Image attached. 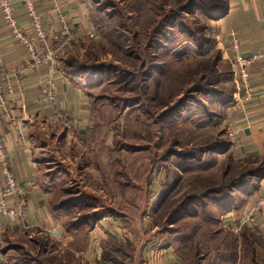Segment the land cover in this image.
<instances>
[{"label":"rangeland","instance_id":"rangeland-1","mask_svg":"<svg viewBox=\"0 0 264 264\" xmlns=\"http://www.w3.org/2000/svg\"><path fill=\"white\" fill-rule=\"evenodd\" d=\"M189 1L92 0L88 29L77 28L84 36L60 55L79 72L91 119L85 137L53 130V198L67 203L69 222L95 223L109 214L104 227L110 244L127 252L118 253L126 264L142 246L145 257L163 264L164 247L181 236L183 262L207 255L225 264H264V205L252 211L263 193L238 192L234 209H218L217 200L255 159L228 150L223 103L238 83L204 11L212 1L185 8ZM263 177L250 179L251 194L264 192ZM179 202L188 211L174 215ZM6 238L0 250H11L14 264H67L61 236Z\"/></svg>","mask_w":264,"mask_h":264},{"label":"crops","instance_id":"crops-1","mask_svg":"<svg viewBox=\"0 0 264 264\" xmlns=\"http://www.w3.org/2000/svg\"><path fill=\"white\" fill-rule=\"evenodd\" d=\"M11 2L15 7L16 19L25 33L32 35L33 23L24 1ZM35 2L47 35V47L41 46V49L44 52L48 49L57 52L54 60L44 65H29L27 47L15 37L11 27L0 16V71L7 73L12 85L9 96L5 80L3 82L8 112L0 113V138L6 145L17 180L26 187L23 195L13 199V203L17 205L23 204L24 219L1 218L0 243L6 241L8 235L14 238L17 234L31 235L34 232H46L47 237L54 242L58 235L51 233L50 229L56 228L61 236L63 263L120 264L113 258L104 256L112 234L104 227L107 223H103V220H109L111 216L108 214L95 223L69 222L68 216H63L69 212L64 208L67 203L54 201L53 198L54 184L49 170L54 167H47L52 162L48 154L53 152L50 144L56 135L53 131L55 128L58 131L62 128L66 138L71 134H79L81 137L87 134L92 100L81 87L80 76L76 77L79 72L72 70L69 64H64L63 56L60 55L65 53L71 42L84 36L83 30L77 32V28L82 25L85 30L88 29V23L92 21L93 3L92 0ZM226 3V11L217 19H212L210 24L217 31V44L221 46L222 57L229 62L232 72L231 33H236L246 55H261L249 69L254 87L252 99L242 100V93L236 88L233 97H227L223 103L226 114L224 122L231 137L228 150L242 156L264 159V0H226ZM61 15H66L69 19V31L63 29ZM50 78L56 82L53 101L40 97L39 92ZM233 78L237 84L235 74ZM0 181H4L1 169ZM262 193L263 188L260 187L249 198H257ZM89 197L94 199L93 194L87 198ZM185 240L181 236L179 241H173L164 247L165 254L161 255L165 256L163 264L188 263L183 262L181 247L176 243H185ZM143 247L134 253L135 260H132V264H155L156 261L153 263L148 256L145 257L146 248ZM6 251H2L5 259L14 264L15 258L11 255V250ZM213 258L206 255L205 262L226 263L224 257H218L216 261Z\"/></svg>","mask_w":264,"mask_h":264},{"label":"built area","instance_id":"built-area-1","mask_svg":"<svg viewBox=\"0 0 264 264\" xmlns=\"http://www.w3.org/2000/svg\"><path fill=\"white\" fill-rule=\"evenodd\" d=\"M29 17L33 23V34L27 35L25 29L18 22L15 16V7L11 0H0V16L11 27L15 37L19 39L28 49L29 65L41 66L54 60L56 50L48 49L44 52L41 46L47 45V35L43 27L42 17L38 11L35 0H23ZM62 27L65 31H69L71 23L66 15H61ZM47 47V46H46ZM231 61L233 71L238 81L237 88L242 93V100H251L254 94V87L251 84L250 66L258 60L261 55H246L241 46V42L236 33H231ZM8 88L9 96L12 92V85L5 71H0V113L8 112L7 97L4 95V85ZM56 82L53 78L48 81L40 89V97L53 101L56 96ZM0 169L4 176V181H0V219L1 218H17L24 219L23 204L13 203V199L25 193L26 187L20 183L12 169L8 158L7 148L3 140L0 138ZM264 184V177L261 181ZM264 205V192L259 204L254 206L252 211L260 209ZM254 222V219H252ZM50 232L60 236L58 229L52 228ZM0 264H7L3 253L0 250Z\"/></svg>","mask_w":264,"mask_h":264},{"label":"trees","instance_id":"trees-1","mask_svg":"<svg viewBox=\"0 0 264 264\" xmlns=\"http://www.w3.org/2000/svg\"><path fill=\"white\" fill-rule=\"evenodd\" d=\"M195 0H191L188 2V5H186L185 8H190L192 4H194ZM212 1L209 5L208 9H204L206 14L209 16L210 19H217L219 16H221L227 8L226 0H208ZM185 10V9H184ZM189 10V9H188ZM236 98V97H235ZM219 149V148H218ZM221 149V148H220ZM254 158V157H251ZM254 164L247 168L244 173L238 178H236L233 181V184L231 185L230 190L228 191V194H226L223 198V201H218V209L231 211L236 206L237 198H238V192H244L248 195H251L249 190H247V187L251 185V178L257 177L261 178L264 175V159L254 158ZM255 191V190H254ZM186 203H180L174 208L172 214L179 215L181 212H187L188 208H186ZM194 210V208H193ZM192 210V211H193ZM174 223V222H172ZM125 254L127 253L122 248H119L116 246L115 243L110 244L109 246L105 247L104 256L106 258H113L120 264H126L125 260L118 254ZM206 255H203V257L200 260H197L196 262L187 263V264H209L205 262ZM36 260H30V261H23L22 259H18L16 264H35Z\"/></svg>","mask_w":264,"mask_h":264}]
</instances>
